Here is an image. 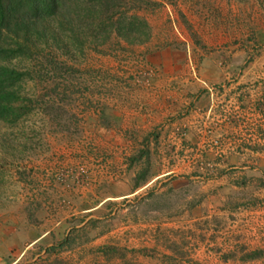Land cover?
<instances>
[{
  "label": "rangeland",
  "instance_id": "obj_1",
  "mask_svg": "<svg viewBox=\"0 0 264 264\" xmlns=\"http://www.w3.org/2000/svg\"><path fill=\"white\" fill-rule=\"evenodd\" d=\"M153 1L141 43L125 15L49 18L25 55L0 35L23 78L0 84V264H264V0ZM214 58L202 143L169 146L190 126L166 104Z\"/></svg>",
  "mask_w": 264,
  "mask_h": 264
},
{
  "label": "trees",
  "instance_id": "obj_2",
  "mask_svg": "<svg viewBox=\"0 0 264 264\" xmlns=\"http://www.w3.org/2000/svg\"><path fill=\"white\" fill-rule=\"evenodd\" d=\"M151 6L158 7L159 3L153 0H0V35L5 30L10 31L12 27H18L14 37L19 52L25 55L33 50L31 43L30 46L25 43L26 39L31 40L33 37L36 40L46 39L42 28L43 23L49 18L57 23L68 22L76 27L77 24L82 25L83 19L92 25L90 19L88 20L91 16L93 18L96 15H103L102 17L113 22L118 15H125L124 18L117 17L118 35L126 41L141 43L149 39L150 28L147 20L139 16L138 12ZM4 50L0 48L1 53ZM21 80L22 72L0 65V84L10 82L7 86L12 88L8 94L16 97L13 90L15 84ZM3 91L4 89L0 87V118L5 116L6 110L16 109L13 101L7 103L3 101L4 96L1 95Z\"/></svg>",
  "mask_w": 264,
  "mask_h": 264
},
{
  "label": "crops",
  "instance_id": "obj_3",
  "mask_svg": "<svg viewBox=\"0 0 264 264\" xmlns=\"http://www.w3.org/2000/svg\"><path fill=\"white\" fill-rule=\"evenodd\" d=\"M243 56H244V53L242 51L235 52V55L232 58V62L237 63L239 65V62L244 61L242 60ZM214 60L215 58L212 60L206 59L205 62H203L202 68L200 69V71H198L199 76L198 75L195 76L194 73L192 72V68L190 69L189 67L188 73H186L188 77L186 76L185 77L182 76V78L180 77V82H181L184 94H183V97L177 99V103L175 105V107L177 106L176 107L177 110H175L174 108L168 109V105L166 104L165 112L167 114H165V116L166 115L171 116L172 118L169 120L174 121V123H169L165 127V130L166 132L170 131L171 133L173 131L174 125L176 126L178 123L180 124V126L181 124H186L187 126H190L189 133L191 137L188 136L189 133L187 132L186 138H183L182 140L177 141L175 138H172V133H171L170 136H168L169 140L167 141L169 146L176 145L178 147L179 145H181L183 141H188V138H190L192 141L194 140L193 142H198L199 144L202 143V140L200 138L196 139V136L192 134L194 133V131L192 130H195L198 126L203 124L202 123L204 119V113H203L204 109L203 108L205 106L207 108L210 103V93L207 90L206 85L209 87L214 81L212 68H214L215 70H218L220 68L219 67L217 69L218 65H217V62ZM198 91L200 92V94H194V93H197ZM182 104H185L183 105V107L188 105L187 106V110H189L188 112L180 113L183 111V110L181 111L179 110ZM160 109H163L162 105H160ZM176 113H178V116L174 120L173 116ZM166 120L168 119L166 118ZM165 121H163V124ZM193 146L195 145L193 144ZM157 178H160V177H157Z\"/></svg>",
  "mask_w": 264,
  "mask_h": 264
}]
</instances>
